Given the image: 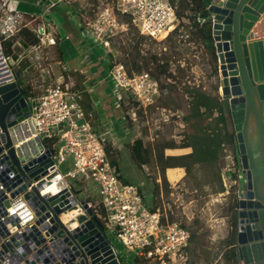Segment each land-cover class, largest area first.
<instances>
[{
  "label": "water",
  "instance_id": "95a60500",
  "mask_svg": "<svg viewBox=\"0 0 264 264\" xmlns=\"http://www.w3.org/2000/svg\"><path fill=\"white\" fill-rule=\"evenodd\" d=\"M205 7L218 60L220 92L228 100L235 131L240 163L237 177L242 175V183L237 179L234 183L238 196L232 211L229 253L237 264H264V32L253 30L255 24H264V0H207ZM19 77L18 70L10 72L5 65L0 48V165L18 186L11 195L31 186L24 197L38 216L21 234L2 242L0 252L9 251L18 264H122L89 200L77 198L63 179L56 192L41 194L40 189L58 177L52 149L21 164L18 149L30 140L15 145L18 137L14 132L18 122L30 114V102ZM152 198V192L144 194L146 201ZM77 207L82 210L80 224L68 229L60 215Z\"/></svg>",
  "mask_w": 264,
  "mask_h": 264
},
{
  "label": "built area",
  "instance_id": "2783aa9c",
  "mask_svg": "<svg viewBox=\"0 0 264 264\" xmlns=\"http://www.w3.org/2000/svg\"><path fill=\"white\" fill-rule=\"evenodd\" d=\"M63 1L69 0H47V4L53 6ZM98 8L95 17L86 20L81 31L104 49L110 47L113 36L129 26L134 27L141 36L161 41L181 23L172 0H115V7L103 4ZM119 14L124 19H120ZM197 20L201 21L199 18ZM16 23L17 18L13 14L0 18V36L3 34L6 38L15 33ZM38 28L35 33L39 41L47 39L52 42L46 37L45 29ZM0 48L5 65L13 72L3 53L1 39ZM108 75L116 90L122 88L128 91L142 106L154 103L160 92L159 82L151 73L145 70L130 71L118 60L110 64ZM116 92L119 96L120 93ZM80 98V93L63 81H56L37 94H29L30 114L18 122L14 132L18 137L15 145L20 146L23 141L30 140L25 148L18 149L22 156L21 164L33 157L48 154L52 149L58 177L41 188V194L56 192L60 188L59 179H63L70 189L75 179L91 180L99 194V202L96 203L99 218L101 211L104 212L102 206L107 219L106 223L101 220L102 223L126 250L135 251L138 256L153 260L156 264H193L188 253L189 229L176 220L168 219L159 207L149 208L138 183L119 178L109 156L106 137L97 133L92 124V112L82 106ZM228 157L231 165L227 163V171L238 173L235 156L229 154ZM67 160L69 166L61 167ZM237 173L233 183H236ZM5 175H8L6 167L0 165V251L2 242L10 240L16 233L21 234L38 217L24 197V192L31 186L11 195L18 186L10 181L11 175L8 178ZM36 181H32V184ZM91 203L94 209L95 204ZM44 220H48V217ZM60 221L71 229L61 215ZM78 224L74 223L73 227ZM9 253L0 252V264H18V261L13 263L14 257Z\"/></svg>",
  "mask_w": 264,
  "mask_h": 264
},
{
  "label": "rangeland",
  "instance_id": "374dc122",
  "mask_svg": "<svg viewBox=\"0 0 264 264\" xmlns=\"http://www.w3.org/2000/svg\"><path fill=\"white\" fill-rule=\"evenodd\" d=\"M172 1L176 5L181 23L180 26L171 32L167 38L158 41L153 38L141 36L134 27L129 26L127 30L119 32L112 37L109 48H103L104 54H102V57L103 59H107L108 64L109 62L111 64L112 61L118 60L123 62L130 71L145 70L151 73L153 77L157 78L160 92L154 103L148 106H142L134 100L128 91H125L122 88L116 90L115 86L113 89L114 92L118 91V93H120L119 96L122 97L116 100L122 115L123 123L130 126L129 133L128 135H122L119 141L117 135L114 133L117 129H113L114 126L112 120L105 119V121H107V123L104 124L105 128L113 130V135L115 136L117 143L120 145L119 149L118 147L113 146L116 141L113 142V139L109 137V134L102 132L99 129L98 124L95 125V129L98 134L106 137L105 140L109 147L108 152L110 158L112 157V159H118L120 161L121 180H128L140 184L138 180L140 178L143 179L144 184L141 186L143 195L145 194L148 196L149 192H152L153 194L152 199H148V201L145 200L146 205L149 208L151 206L159 207L163 212L166 208L167 212L164 213L171 218L170 220H176L181 224L186 225L191 232V229L193 228L194 230L200 229L205 223H207V221L204 217H201L200 221L194 223L186 222V220L178 213V211H182V205L184 202H180L181 199H172L174 194H169L170 188L164 186V179H161L160 181L156 180L158 176H163L162 173H160L163 168L160 164V161L162 160L161 153L163 152V145L174 139V135L181 132L180 129L186 130L185 127L181 128L179 125V123L182 122L188 127H197L200 124H207L212 127L223 125L227 127L229 131L233 129V122L229 114V104L220 92L221 82L220 75H218L217 57H213L212 53L209 52L204 45L200 34L196 32L199 24H194V13L192 12L194 6L191 4V0ZM76 2L78 5L80 3V9H82V7L84 8L79 11L82 21L93 19L99 10L97 7L99 5L109 4L115 7V0H76ZM61 4L63 5L65 3L61 2ZM49 13V17H52L59 22L57 23L58 31L61 39H64L65 32L62 28L64 16L60 13L59 9L55 12ZM28 18H31V16ZM119 18L124 19L121 14H119ZM40 20L41 19H38V21ZM38 26L39 24L34 25V32L39 29ZM82 28L84 27L82 26ZM4 37L5 35L2 34L0 39L3 40ZM94 45L100 47V44L98 43H94ZM52 47H42L41 55H45L43 60L47 63H53L54 65L62 59V53L61 50H57V48L53 50ZM20 49L21 48L18 46V50ZM25 50L27 51L25 53V58L28 60L27 64L30 65V67L25 70L27 73L25 81L31 86L30 94L34 95L44 90L48 85L54 83V80L44 79L40 75V73L43 75L46 72L50 73V70L47 66L44 67L43 70H40L38 59L36 58V55H38L37 52L29 48H25ZM82 50L84 53L90 52L91 45L86 43L82 46ZM8 59L10 64L17 66L14 59L9 58V56ZM45 61H40V63H44ZM65 62L67 61L65 60L60 63ZM54 71L56 74H63L62 78L65 79L60 81L68 82L72 88L78 91L82 98H84L83 102L88 96L92 95L88 90L89 86L86 85V83H82L83 77H81V75L78 76V73H76V70L73 68L67 70L62 67L60 68V66L57 65L56 68H54ZM76 79H79V82ZM115 96L119 98L117 92ZM209 100L212 102L216 100L218 103L217 108H206L207 101ZM203 101H205L206 104H202ZM203 106V113H199L200 107ZM216 110L217 115L213 116V113ZM151 136L154 138L150 139ZM137 140H142L146 144V154L144 156L145 159L149 158L151 163H146L144 165L134 157L133 154L135 151L133 149V143ZM228 142L229 153L235 154L232 143L230 141ZM55 149L57 151L56 145ZM68 166V160L61 165V167L65 168ZM236 173L237 171H235V174ZM240 174L241 173L239 172V175ZM210 175L212 174L210 173ZM208 179H206V181L188 180L190 185H197L198 189L197 191L186 192L185 198L194 199V202L191 205L195 211L202 212L200 210L201 205H204L206 200H211V202L213 201L215 204H220V207H215V212L213 213L230 214L233 210L232 207L235 204L236 197L238 196L236 190L237 184H234L231 180L230 186L229 183H227L229 187L228 192L223 191V193H217L216 190L222 188V182H219L218 179L214 180V177ZM79 182L80 181L76 184H78L77 186L79 189L81 186L83 190L81 194L78 191L77 197L83 199V196H85L84 193L88 192L91 196L87 195V197L91 198L95 203H98L99 194L94 183L91 180H89V182L87 181V184L85 183L86 185L80 184ZM204 182H209V186L206 190L204 189L205 186H203ZM237 182L242 183V175L237 177ZM175 190L180 189L178 188ZM161 192H165L166 195L161 196ZM101 208L104 210V212L101 211V220L106 223V211L102 206ZM107 230L110 234L109 237L111 238V241L123 260H126L129 264H156L153 260L138 256L135 251L126 250L115 235L111 233L109 229ZM204 235L205 232L199 230L198 234L194 233L193 235L192 233L190 237L199 241ZM202 263L214 264V260L212 257H206ZM195 264H197V262Z\"/></svg>",
  "mask_w": 264,
  "mask_h": 264
},
{
  "label": "crops",
  "instance_id": "0c3cea01",
  "mask_svg": "<svg viewBox=\"0 0 264 264\" xmlns=\"http://www.w3.org/2000/svg\"><path fill=\"white\" fill-rule=\"evenodd\" d=\"M203 2L207 5V0H203ZM64 3L65 4L62 5L61 2H58L53 6H49L47 0H0V18H4L5 14H13L17 18V29L15 33L4 38L5 49L9 58L14 59L17 66L24 65V70L21 75L25 83H27V81H25V78H27L25 70L30 67V65L27 64L28 60L25 58V53L27 52L25 48L37 52L38 55H36V58L38 59L40 70H43L46 66L49 68L50 73L46 72L44 75L40 73L44 79L54 80V82L65 79L62 78L63 74H56L54 71L57 65L67 70L70 68L76 70L78 76L81 75V77H83L82 83H86V85L89 86L88 90L92 94L88 96L84 102L82 96L80 99H82V106L86 110L92 112V124L94 128L95 125L98 124L102 132L109 134L113 142L116 141L113 130L105 128L104 125L107 123L105 119H110L113 122V129H117L114 133L120 141L122 135H128L130 126L123 123L122 115L116 100L118 98L115 96L116 94L113 90L115 84L108 75L109 64L107 63V59H103L102 57L104 49L103 47L95 46L92 39L88 37V34L82 33L81 28L85 25L86 20L82 21V18H80L79 11L84 9L83 7L80 9V3L78 5L76 0H69ZM58 9L64 16L62 24V28L65 32L64 39H61L58 31L57 23L59 22L49 17V12H55ZM29 16H31V18H28ZM38 19L41 20L38 21ZM36 24H39L38 27H43L45 29L46 37L52 39V42H49L47 39L43 42L39 41L33 30ZM253 30L256 31V33L264 32V24L261 27L255 24ZM86 43L91 45V50L88 53H84L82 50V46ZM18 46L21 48L20 50H18ZM45 46L49 48L53 46V50L56 48L57 50H61L62 59L54 65L53 63H47L43 60L45 55H41V48ZM65 60L67 62L60 63ZM40 61L45 62L40 63ZM13 66L15 68L17 67L16 65ZM76 80L79 82V79ZM203 109L204 106L200 107L199 113H203ZM214 115H217V110L214 111L213 116ZM179 125L181 128L185 127L186 130L180 129L181 132L174 135V139L163 145V152L161 153L162 160L160 161V164L163 166L160 173H162L163 176H158L156 180L160 181L164 179V186L170 188L169 194H174L172 199H181L180 202H184L182 211H178V213L186 222L194 223L200 221L201 217H204L207 221L200 229L194 230L193 228L190 232V236L192 233L193 235L194 233L198 234L199 230L205 232V235L199 241L189 237L188 253L193 264L196 262L197 264H204L202 261L206 257H212L214 264H231L235 260L229 253V247L232 244L231 231L233 227V212L230 214L213 213L215 212V207H220V204H215L213 201L211 202V200H206L204 205H201L200 210L202 212L195 211L191 205L194 199L185 198L186 192L197 191L198 189L197 185H190L188 180L206 181L209 176V179L214 177V180L218 179L219 182H222V188L216 190L217 193H223V191L228 192L229 187L227 183H229L230 186V181L236 176L233 171H227V163L230 164L228 160V155L230 153L227 136L229 137L231 131L223 125L212 127L207 124H200L197 127H188L183 122L179 123ZM153 138L152 136L150 137V139ZM215 138L219 139L218 143L215 142ZM145 145L144 141H142L143 148L146 147ZM113 146L119 148L120 145L116 141ZM145 154L146 153L143 152V157ZM146 163H151L149 158H146L143 164L145 165ZM210 173L212 175H210ZM77 180L78 179H75L76 182L80 181V184H85L87 181L89 182V180L83 182ZM203 186H205L204 189L206 190L209 186V182H204ZM178 188L180 190H175ZM82 190L83 188L80 186L78 190L80 194ZM77 193L78 192H75L76 196ZM84 194L85 196H83V198L85 199L88 198L87 195L91 196L88 192ZM160 194L161 196L166 195L165 192H161ZM88 199L95 204L94 212L99 217L98 205H96L91 198ZM234 208L235 204L232 207V211H234ZM164 210V212H167L166 208ZM168 219L171 218L168 217ZM122 264L129 263L122 259Z\"/></svg>",
  "mask_w": 264,
  "mask_h": 264
},
{
  "label": "trees",
  "instance_id": "16d2710c",
  "mask_svg": "<svg viewBox=\"0 0 264 264\" xmlns=\"http://www.w3.org/2000/svg\"><path fill=\"white\" fill-rule=\"evenodd\" d=\"M191 2H192L191 4L194 6L192 8V10H193L192 12L194 13V17H193L194 24H196V25L199 24V26L196 29L197 30L196 32H198L200 34V37H201L204 45L209 50V52L212 53L213 57L216 58V53H215L214 45H213V39H212V35H211L210 22L207 19V9L205 7V4H204L203 0H191ZM198 18L201 19V21H198L197 20ZM4 44H5V40L3 38V40H1L2 50H3L4 55L7 57L8 56V53H7L6 49H5ZM109 64H110V62H109ZM8 65L13 70V72L16 71V70L19 71V73H20L19 82L25 88V91H27L28 93H30L31 92V86L29 84H27V83L24 82L23 76L21 75L22 72H23V70H24V65H18L16 68L12 64H10L9 62H8ZM120 98H122V97L120 96L118 99H120ZM203 103L206 104L205 101H203L202 104ZM199 104H201V103H199ZM217 105H218V103H217L216 100L214 102H212L211 100H209V101H207V107L206 108H209V107H212V108L213 107H216L217 108ZM87 111H90V110H87ZM229 114H230V109H229ZM212 137H214V136H212ZM227 139L233 145V148L235 150V154H234L235 160H236L235 162H236V165L239 168L240 167V163H239V160H238V149H237L236 137H235V131H234V129L231 130L229 137L227 136ZM215 142L218 143L219 142V139L218 138H215ZM133 146H134L133 149L135 151L134 154H133L134 157L137 160H139L140 163H144L145 162L144 160H146V159H145V156L143 157V152L146 153V148L145 147L144 148L142 147V140H140V141L137 140L136 142L133 143ZM107 148L109 149L108 146H107ZM111 160L115 164L117 175L121 179V174H120V161L117 159L118 160V162H117V160L112 159V157H111ZM123 181H127L128 182V180H123ZM76 183H77L76 181L73 182V188H72V190L74 192H78V190H79V187L77 186L78 184H76ZM86 199L87 200H90L88 198H86ZM150 208L151 209H154L155 207L154 206H151Z\"/></svg>",
  "mask_w": 264,
  "mask_h": 264
},
{
  "label": "bare ground",
  "instance_id": "6f19581e",
  "mask_svg": "<svg viewBox=\"0 0 264 264\" xmlns=\"http://www.w3.org/2000/svg\"><path fill=\"white\" fill-rule=\"evenodd\" d=\"M82 214V210L80 207L70 208L66 212L62 213V217L67 223V226H72L74 223L79 221L80 215ZM70 223V224H68Z\"/></svg>",
  "mask_w": 264,
  "mask_h": 264
},
{
  "label": "flooded vegetation",
  "instance_id": "af4514ba",
  "mask_svg": "<svg viewBox=\"0 0 264 264\" xmlns=\"http://www.w3.org/2000/svg\"><path fill=\"white\" fill-rule=\"evenodd\" d=\"M218 75H219V74H218ZM224 99H225V100L227 101V103H228V100H227L226 98H224ZM138 181L140 182V184H139L140 187L143 186V184H144V180L140 178Z\"/></svg>",
  "mask_w": 264,
  "mask_h": 264
}]
</instances>
